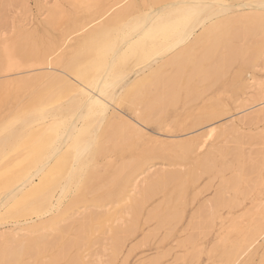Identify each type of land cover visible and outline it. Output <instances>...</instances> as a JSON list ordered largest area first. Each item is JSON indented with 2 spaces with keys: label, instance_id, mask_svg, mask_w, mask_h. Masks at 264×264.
Here are the masks:
<instances>
[{
  "label": "bare ground",
  "instance_id": "6f19581e",
  "mask_svg": "<svg viewBox=\"0 0 264 264\" xmlns=\"http://www.w3.org/2000/svg\"><path fill=\"white\" fill-rule=\"evenodd\" d=\"M69 3L71 11L65 15L64 29L61 28L57 41L46 38L25 45L22 36L14 42L15 53L24 60V68L45 65L27 72H39L37 75L18 79L23 95L26 85L30 88L27 95L34 101L25 104L21 96L6 91L0 94V264H18L19 260L24 264L27 257L35 260L53 246L52 235L62 231L65 224L64 228H73L74 236L58 249L57 255H62L65 248L83 244V233L91 217L102 218V214L108 213L104 204L94 208L99 211L92 215L85 214V208L77 215L73 211L83 203V193L93 194L97 190L94 186L99 179L98 158L107 151L108 142L123 144L141 137L140 125L148 123L152 101L155 98L161 101L162 90L176 89L183 83L184 67L205 43L211 42L212 47L221 43L220 51H228L229 61L239 59L242 66L250 65L264 72V0H70ZM1 22L2 17L0 25ZM42 22L62 26L60 19L50 13ZM4 36L1 32L0 39L4 40ZM209 53H204L200 60ZM14 66L19 67L10 64L8 69ZM58 69L63 75L57 73ZM239 86L242 92L234 100L239 117L186 142H154L143 150L146 156L115 169L106 191L95 199L96 202L114 199L113 203L119 206L112 220L110 214L105 215L106 223L110 220L113 224L108 233L113 235L115 252L127 235L121 230L127 218L137 217L153 193L186 177L181 166L146 165V162L172 155L176 160L190 161L193 173L203 172L214 166L221 154L237 159L242 148L246 157L243 163L204 200L191 228L213 231L218 208H228L218 228L219 232L226 231L225 236L208 249L214 252L224 249L217 254L221 264H251L255 260L260 264L264 259V174L255 176V180L262 181V193L250 202L240 199L236 206H230L237 202L238 184L243 182L248 187V176L262 165L258 172L264 169V76L251 75ZM136 103H140V109L135 108ZM124 104L131 108L135 122L117 113ZM224 111L213 108L206 119L194 118L188 129L219 119L225 115ZM184 127L177 125L172 131L180 132ZM168 136L177 138V134ZM212 139L222 140L200 153ZM229 143L234 146L229 147ZM252 146L260 148L251 151ZM73 189L75 193L62 205ZM173 199L167 200L165 206ZM160 208L157 205L145 216L156 217ZM31 213L40 216L38 224L22 225L17 231L1 230L6 220H17ZM232 235L235 237L229 241L227 237ZM78 256L68 259L66 255L67 262L76 264L80 261Z\"/></svg>",
  "mask_w": 264,
  "mask_h": 264
},
{
  "label": "rangeland",
  "instance_id": "374dc122",
  "mask_svg": "<svg viewBox=\"0 0 264 264\" xmlns=\"http://www.w3.org/2000/svg\"><path fill=\"white\" fill-rule=\"evenodd\" d=\"M44 1H0V17H2L1 24L3 23L0 25V33H5V30H7V40L5 41V39H0V84L3 85L0 87V94H4L6 91L9 95L21 96L20 98H22V100L24 99L25 104L33 102L34 99L30 100V97L27 95V93L30 92V88L26 85H24L23 95L18 79L37 75L39 72H27L31 69L44 68L45 65L24 68V60L19 59L18 52L15 53L16 45L14 42L17 43L18 40H21L20 37L22 36L26 42L25 45H31L32 41H39L46 38V41H53L54 39V41H57L61 30L64 29L63 25H65V15L71 11L69 3L70 0H56L55 2L53 0ZM23 3L25 4V7ZM44 3L48 4L42 7L41 5ZM48 13H50L53 18L60 19L62 26H60V24L57 26H50L46 24L42 25V21L47 19ZM13 25L15 26L14 31ZM6 44L7 48L5 47ZM21 45L24 46V44ZM221 47V43L216 47H212L211 42L205 43L184 67L182 77L183 83L176 89L166 88L162 90V92H160V95L162 96L161 99L163 98L161 101L157 98L154 99L155 101H152L151 104L153 107L149 111L151 114L148 118V123L146 125H140L143 130L141 137H133L129 141H123V144L122 141H112V144L108 142L107 151H105L97 160L98 166H96V172L98 174L97 178L99 179L96 181L97 183L95 182L96 184L94 186V188L97 189L96 192L93 194L88 191L83 193V203L80 202L76 208L73 209V211L75 210L76 215L78 213H82L84 208L86 209L85 214L92 215L93 212L99 211L94 208L97 206H103V204L107 205L106 210L108 213L102 214L104 217L94 219L92 216L90 222L86 225L83 233V244L77 248H65L66 250L62 254L63 256H58V249H60L64 243L71 240L74 236L73 228L69 230L68 228H64L66 224L64 226L62 225V231H59L58 234L52 235L55 237V240L52 243L54 247L51 246L49 249H46L47 251L41 256L35 258V260H32L29 257L24 258V264L27 260H30V262H26V264H46V262H57L58 260V264H69V262H67L69 261L68 259L75 255H81L78 256L80 257V261L76 264H99L100 261L101 264H123L124 261L125 264H221V259L218 258L219 255L217 254L223 252L224 249L220 248L221 251L214 252L212 250L210 251L208 248L211 249L212 244L219 239V237L225 236L226 231L223 230V232H219L218 228L220 226V218L227 215L229 209L224 208L222 210L220 209L221 207L218 208L219 211L214 216L215 226L213 231L212 229L209 231L203 228L201 230H193L191 227L192 225L194 226L195 220L198 216V210L201 209V206H203L204 200L211 197V195L219 189L221 184L220 181L222 182L224 178L233 174L238 166L243 163L242 159H245L246 157L244 156V153L241 152L242 148H239L240 153L238 154L239 156L237 159H232V157L230 158L229 156H226V154H224V156L221 154L216 158L214 166L203 172L194 171L193 173L190 161L185 159L183 161H180V159L176 160L175 156L173 157L172 155L161 158L155 157L146 162V165L164 164L169 166L171 164V166H181L186 177L179 178L173 183L166 185L163 188L164 190L159 189V191L153 193V195L143 205L142 211L137 217L132 216L127 218L129 220H127L125 226L121 227V230H125L127 235H124V239L116 252L114 249L113 235L108 233V228L113 226L110 220L114 217V213H116L119 209V206L113 203L114 199L107 202L95 201L96 198L100 197L102 193L106 191L108 180H110V177L114 175L115 169L119 168L124 163L134 160L138 161L141 157L146 156L143 153V150L151 146L154 142H186L202 135L205 131L212 127H219L221 124L240 116V113L235 111L236 106L234 105V100L237 99L242 92V87L239 86V83L242 84V82L248 79L251 75L263 77L264 72L253 69L250 65L242 66L239 63V59L229 61L228 51L226 52V50L222 49L220 51ZM212 48H214V51H212ZM204 53L209 54L200 60V57ZM197 59L201 62H198ZM218 60H220V64H218ZM10 64L19 65V67L14 66V70H9L8 67ZM59 70L60 69H58L57 73L60 74V76L63 75V73H61V71L59 72ZM17 72L21 74L16 75ZM24 72L26 73L24 74ZM10 80L12 82H10ZM239 80H241V82H238ZM40 94L43 93L40 91ZM39 97L42 98L41 95ZM136 107L140 109V103H136L135 108ZM223 107L226 108L223 109ZM213 108L214 110L219 111H224L226 109V112L224 111L226 116L223 115L221 117L222 119H215L212 122L202 124L195 129H188V125L194 118L206 119L207 114L210 110H213ZM120 109L117 110L119 115L122 114V117L124 116L125 119L135 122L131 108L124 104L123 106L121 105ZM177 125H185V127L182 131L175 133L172 130L174 126ZM262 126L263 125H259L260 128H262ZM170 134H177V138L169 139L168 135ZM221 140L212 139L208 142L210 145L206 144L205 148H203L200 153L208 151L212 144L216 143V145H219ZM232 146L234 145L229 143V147ZM219 148L221 149L223 147L220 146ZM233 148L236 149V147ZM251 148H253V146ZM258 148H260V146H255L251 151H256ZM261 162L263 163L262 160ZM261 167L263 168V165L256 169L253 174L248 176L250 179L247 184L248 187H246L243 182L238 184L237 190L239 192L237 193L238 197H236L237 202H234L231 205L228 203V205L236 206L239 202H241V200L244 202H250L251 199L256 197L258 193H262V181L257 179V182V180H255L256 175L260 173L262 175L264 174V169L258 172ZM175 170H178V167H176ZM101 189L103 190L101 191ZM73 190H71V193L68 192V194L70 193L68 195L69 197L66 195L65 197L67 198L62 200V205L67 204L70 197L73 193H75V190ZM55 197H57V195ZM169 199H173V202L165 206L166 201ZM157 205L161 206V208L158 210L156 217L151 216L152 219L150 220L151 217L149 218L145 215ZM54 213L56 214L55 211ZM109 214L111 215V218L108 221L109 223H106L107 220L105 219V215ZM120 216L122 217L123 215L120 214ZM39 217V215L31 213L26 217H18L17 220L16 218L8 219L4 222L5 224L3 223L1 230L5 229L17 231L20 227L38 224L40 222ZM114 225L117 226L118 224ZM233 237H235V235L227 237V239L231 241ZM200 247H202V249ZM78 252L81 253L78 254ZM66 255H68V259ZM63 258L66 260H63ZM97 258H100L98 263H96ZM255 262L257 264L258 260H255ZM20 263L21 260H19L18 264Z\"/></svg>",
  "mask_w": 264,
  "mask_h": 264
},
{
  "label": "snow or ice",
  "instance_id": "6c2138e0",
  "mask_svg": "<svg viewBox=\"0 0 264 264\" xmlns=\"http://www.w3.org/2000/svg\"><path fill=\"white\" fill-rule=\"evenodd\" d=\"M14 30H15V26L13 25V31ZM4 39H5V41L7 40V30H5ZM5 47L7 48V44L5 45ZM25 264H26V262H25ZM46 264H58V262H46ZM251 264H256V262L255 261H252ZM260 264H264V259H262L260 261Z\"/></svg>",
  "mask_w": 264,
  "mask_h": 264
}]
</instances>
